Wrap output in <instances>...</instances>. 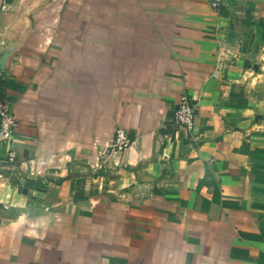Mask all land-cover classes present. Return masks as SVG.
I'll return each instance as SVG.
<instances>
[{
    "label": "crops",
    "instance_id": "obj_1",
    "mask_svg": "<svg viewBox=\"0 0 264 264\" xmlns=\"http://www.w3.org/2000/svg\"><path fill=\"white\" fill-rule=\"evenodd\" d=\"M1 72L0 264H264V0H0Z\"/></svg>",
    "mask_w": 264,
    "mask_h": 264
},
{
    "label": "built area",
    "instance_id": "obj_2",
    "mask_svg": "<svg viewBox=\"0 0 264 264\" xmlns=\"http://www.w3.org/2000/svg\"><path fill=\"white\" fill-rule=\"evenodd\" d=\"M209 3L214 10L220 11L224 6L225 0H209ZM2 73L0 74V144L6 149V152L0 157V169L7 171L17 162L13 142L18 122L9 109L8 101L2 89V81L4 80ZM196 117V103L188 95L183 94L179 98V102L174 108L167 125L176 133L184 130L186 133L191 134L195 126ZM132 142L131 135L126 129L116 127L111 143L107 148V153L120 157L132 145Z\"/></svg>",
    "mask_w": 264,
    "mask_h": 264
}]
</instances>
